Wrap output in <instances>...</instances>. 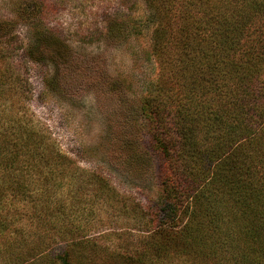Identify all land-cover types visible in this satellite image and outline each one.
Segmentation results:
<instances>
[{
	"label": "rangeland",
	"instance_id": "rangeland-1",
	"mask_svg": "<svg viewBox=\"0 0 264 264\" xmlns=\"http://www.w3.org/2000/svg\"><path fill=\"white\" fill-rule=\"evenodd\" d=\"M150 16L143 0H0V135L10 126L41 139V173L28 172L24 148L11 147L10 172L23 174L12 196L0 187L1 200L28 219L16 225L25 243L7 264H58L56 256L72 264H264V225L245 235L240 226L256 219L240 213L219 214L212 253L169 242L187 218L160 222L165 162L143 107L163 100L171 113L177 87L173 72L160 73ZM258 145L252 150L264 155V140ZM35 201L49 203L43 224L29 217ZM57 216L64 224L52 226ZM161 241L171 244L166 256Z\"/></svg>",
	"mask_w": 264,
	"mask_h": 264
},
{
	"label": "trees",
	"instance_id": "trees-1",
	"mask_svg": "<svg viewBox=\"0 0 264 264\" xmlns=\"http://www.w3.org/2000/svg\"><path fill=\"white\" fill-rule=\"evenodd\" d=\"M143 1L154 25L152 48L160 73L173 72L168 76L175 77L177 87L169 90L172 114L165 111L163 100L153 99L154 104L143 107L153 145L165 162L166 197L159 206V219L162 222L163 215L171 222L187 218L179 232L169 235V242L180 241L175 251L197 248L212 253L211 233L220 213L255 218L249 229L240 226L250 237L264 225V155L259 148L252 150L253 143L256 147L264 140V0ZM174 5L178 24L167 9ZM13 128L0 135V168L4 169L0 181L7 184L0 187L10 191L8 197L13 195L9 187L19 188L23 174L10 172L16 157L11 147L24 148L20 155L29 161L28 172L41 173L37 151L41 139L16 134ZM42 202L47 203H33L29 216L37 223L49 220V203L44 209L38 207ZM18 210L0 196V264L12 263L13 254H18L15 250L25 243L23 229L16 225L27 215ZM62 219L57 216L52 226L63 225ZM169 242L157 244L159 256H166ZM242 257V263H251L249 256ZM57 261L72 264L67 256H56L53 262ZM146 261L147 256L140 257V262Z\"/></svg>",
	"mask_w": 264,
	"mask_h": 264
}]
</instances>
